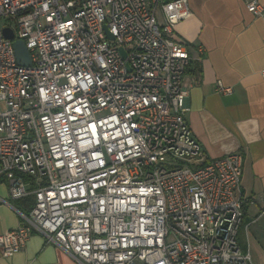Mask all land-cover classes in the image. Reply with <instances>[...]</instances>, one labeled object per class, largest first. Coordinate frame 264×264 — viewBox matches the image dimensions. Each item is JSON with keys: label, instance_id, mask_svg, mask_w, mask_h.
I'll list each match as a JSON object with an SVG mask.
<instances>
[{"label": "built area", "instance_id": "2783aa9c", "mask_svg": "<svg viewBox=\"0 0 264 264\" xmlns=\"http://www.w3.org/2000/svg\"><path fill=\"white\" fill-rule=\"evenodd\" d=\"M192 15L189 0H0V202L21 218L0 257L39 233L79 264H253L243 152L209 157L185 117L176 26Z\"/></svg>", "mask_w": 264, "mask_h": 264}, {"label": "crops", "instance_id": "0c3cea01", "mask_svg": "<svg viewBox=\"0 0 264 264\" xmlns=\"http://www.w3.org/2000/svg\"><path fill=\"white\" fill-rule=\"evenodd\" d=\"M189 4L193 15L176 26L191 55L185 74L189 88L185 117L209 157L243 152L241 189L248 203L239 241L249 249L253 264H264V18L249 12L244 0ZM159 18L163 20L162 14ZM219 81L232 92H218ZM7 197L8 186L0 181V198ZM20 221L15 209L0 202V233ZM0 264L79 263L34 233L24 250L0 257Z\"/></svg>", "mask_w": 264, "mask_h": 264}, {"label": "water", "instance_id": "95a60500", "mask_svg": "<svg viewBox=\"0 0 264 264\" xmlns=\"http://www.w3.org/2000/svg\"><path fill=\"white\" fill-rule=\"evenodd\" d=\"M4 36L6 38L12 39L14 38V32L8 27H5L3 29ZM109 36L113 38V35L108 32ZM14 48H15V53L17 56L18 61L23 64V65H31L32 59L30 52L24 42L23 39H16L14 41Z\"/></svg>", "mask_w": 264, "mask_h": 264}, {"label": "trees", "instance_id": "16d2710c", "mask_svg": "<svg viewBox=\"0 0 264 264\" xmlns=\"http://www.w3.org/2000/svg\"><path fill=\"white\" fill-rule=\"evenodd\" d=\"M190 66V65H189ZM189 68V67H188ZM22 203L26 204V207H29L32 205V198L23 200Z\"/></svg>", "mask_w": 264, "mask_h": 264}, {"label": "rangeland", "instance_id": "374dc122", "mask_svg": "<svg viewBox=\"0 0 264 264\" xmlns=\"http://www.w3.org/2000/svg\"><path fill=\"white\" fill-rule=\"evenodd\" d=\"M8 22H10V21H8ZM2 23L4 24V23H6V21L3 20ZM7 198H9V197H7ZM11 203L15 204L16 206L20 205V203H18L17 201H12ZM20 206H21V205H20ZM20 206H18V207L20 208ZM21 208H22V207H21Z\"/></svg>", "mask_w": 264, "mask_h": 264}]
</instances>
